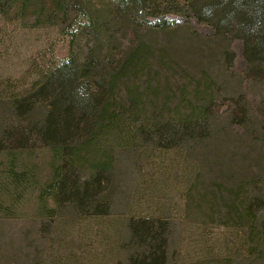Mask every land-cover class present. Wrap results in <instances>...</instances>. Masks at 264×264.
<instances>
[{
	"label": "trees",
	"instance_id": "trees-1",
	"mask_svg": "<svg viewBox=\"0 0 264 264\" xmlns=\"http://www.w3.org/2000/svg\"><path fill=\"white\" fill-rule=\"evenodd\" d=\"M53 1L68 17L66 2ZM102 1L103 9L88 0L71 2L89 21L95 47L81 55L71 50L50 66L33 65V77L20 85L0 81V98L12 121V126L3 127L0 139V197L8 202L5 216L12 215L13 205L30 190L37 193L42 216L55 217L66 208L81 217L109 215L117 150L134 148L139 139L160 150L185 147L193 151L204 144L210 151L204 155L207 178L199 201L208 205L202 213L205 225L220 231L221 264H264V94L257 89L264 84V0L168 4V13L193 16L210 26L215 38L229 45L241 43V91L237 97L219 96L216 90L221 86L210 81L194 100L184 99L183 109L176 106L170 117L153 110L145 121L142 92L137 84L124 87L123 82L127 72L135 70L143 43L127 57H118L115 35L109 33L104 45L98 32H110L112 25L118 30L125 23L137 29L177 26L159 15L156 0ZM18 2L0 0V15L8 17ZM28 2L21 3L22 20ZM101 13L107 18L106 26L96 23ZM150 17L158 21L151 23ZM234 58L233 52H223L227 67H232ZM149 105L154 106L152 101ZM221 107H225L223 113ZM36 146L51 153V175L39 186L20 160L22 153ZM127 227L130 250L126 261L116 264H169L171 227L166 219L130 218ZM202 231L213 239L208 229Z\"/></svg>",
	"mask_w": 264,
	"mask_h": 264
},
{
	"label": "rangeland",
	"instance_id": "rangeland-1",
	"mask_svg": "<svg viewBox=\"0 0 264 264\" xmlns=\"http://www.w3.org/2000/svg\"><path fill=\"white\" fill-rule=\"evenodd\" d=\"M19 2L8 17L0 15V81L20 85L33 77V69L50 66L65 59L71 50L83 54L93 48L96 40L89 21L75 0H63L69 9L66 17L53 0H29L25 18L20 17ZM93 6L105 8L102 0H88ZM159 15L175 24L171 30L130 27L126 23L117 30L99 31L104 41L114 34L118 57H127L143 43L138 52L135 70L124 78L126 85L137 84L146 105L143 120L155 113L170 117L184 99L194 100L196 92H205L213 81L216 94L235 96L241 91L240 73L244 69L242 45L215 38L210 26L190 15L169 10L170 2L156 0ZM70 4V5H69ZM104 13L96 23L107 21ZM151 23L157 17L148 19ZM144 25V24H142ZM106 26V25H104ZM86 28V31L81 30ZM154 28V29H153ZM102 43H100L101 45ZM229 45V46H228ZM235 55L232 67H227L223 52ZM247 90V84H243ZM264 94V84L257 86ZM124 92L122 96H124ZM4 100V99H3ZM2 97L0 98V139L3 127L12 126ZM249 100L253 98L249 96ZM153 102V108L149 105ZM225 107H221L223 113ZM5 145H9L8 141ZM207 146V145H206ZM204 144L189 151L185 147L160 150L139 139L134 148L117 150L116 177L110 184L111 211L106 216L81 217L66 208L55 217L39 212L37 193L31 190L12 207L5 198L0 206V264H116L126 261L130 250L127 224L130 218L154 217L166 219L171 227L168 246L169 264H221V242L218 228L205 225L202 213L208 205L201 203L204 189ZM1 155V160H4ZM20 160L37 185H43L51 175V153L36 146L22 153ZM6 167H2L4 173ZM202 228L212 238H206ZM132 248V247H131Z\"/></svg>",
	"mask_w": 264,
	"mask_h": 264
}]
</instances>
